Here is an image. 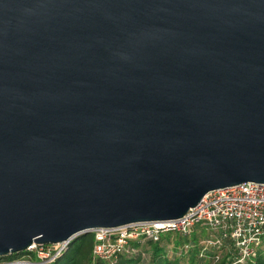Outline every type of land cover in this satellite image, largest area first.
<instances>
[{"label": "water", "instance_id": "95a60500", "mask_svg": "<svg viewBox=\"0 0 264 264\" xmlns=\"http://www.w3.org/2000/svg\"><path fill=\"white\" fill-rule=\"evenodd\" d=\"M245 182L264 183V0H0V257Z\"/></svg>", "mask_w": 264, "mask_h": 264}, {"label": "built area", "instance_id": "2783aa9c", "mask_svg": "<svg viewBox=\"0 0 264 264\" xmlns=\"http://www.w3.org/2000/svg\"><path fill=\"white\" fill-rule=\"evenodd\" d=\"M197 228L205 231L200 240L202 256L212 249L226 250L229 260L225 264H244L255 257L264 241V183L245 182L212 190L198 206L178 219L96 228L92 231L93 252L95 257L114 260L128 248L129 241L159 242L163 235L172 232L188 237ZM77 237L57 244L34 243L20 251L33 257L4 264H48L61 256ZM184 246L190 248L189 243Z\"/></svg>", "mask_w": 264, "mask_h": 264}, {"label": "trees", "instance_id": "16d2710c", "mask_svg": "<svg viewBox=\"0 0 264 264\" xmlns=\"http://www.w3.org/2000/svg\"><path fill=\"white\" fill-rule=\"evenodd\" d=\"M193 233L196 234L195 238L188 240L185 237L186 241H183L182 245L175 244V249L180 252L178 253V257L175 256L174 258H169L167 256L165 246L162 245V242L166 239L162 237L159 242H153L150 240L129 241L128 248L121 253L118 258L114 260H106L95 257L93 252L95 235L93 232H88L78 236L69 244L68 249L61 256L48 264H203L207 263L209 261L208 259H216V254L210 256V251L203 256L201 255L200 240L204 236L205 231L201 230V233L199 234L196 229ZM186 243L190 244L187 253L182 249ZM144 245L149 246L151 249L152 257H150V260L142 257L141 249H144ZM30 256L31 254L29 255L27 252L10 253L9 255L0 257V264L15 260H27ZM187 257L188 260L185 261V258ZM228 260V257L225 256L219 264H225ZM246 264H264V241L258 249L256 256L249 259Z\"/></svg>", "mask_w": 264, "mask_h": 264}, {"label": "rangeland", "instance_id": "374dc122", "mask_svg": "<svg viewBox=\"0 0 264 264\" xmlns=\"http://www.w3.org/2000/svg\"><path fill=\"white\" fill-rule=\"evenodd\" d=\"M197 232L200 234L201 228H197ZM172 236H173V238H172ZM195 237H196V234L193 233L192 236H188V237H186V239L191 240ZM163 238L166 239L162 242L163 243L162 245L165 246L167 256L169 258H174L175 256L178 257L179 256L178 253H180V252H179V250L175 249V244L177 243L178 245H182L183 241H186L185 237L181 238L180 235L172 232V233H168V234L163 235ZM182 249H184V251H186V253H187V246H183ZM210 252H211L210 256L216 254L215 255L216 259H212V260L208 259L209 261L207 263H203V264H208V263L209 264H219L220 261L223 260V258L226 256V250H223V251H220V250L217 251L216 250L215 251V249H212ZM141 254H142V257L149 259V260H150V257H152L151 249L149 246L144 245V249L143 250L141 249ZM187 260H188V257L185 258V261H187ZM244 264H246V263H244Z\"/></svg>", "mask_w": 264, "mask_h": 264}]
</instances>
